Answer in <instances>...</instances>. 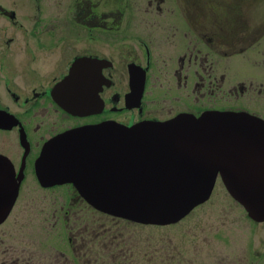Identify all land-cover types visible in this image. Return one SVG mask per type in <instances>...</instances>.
Here are the masks:
<instances>
[{
    "label": "flooded vegetation",
    "instance_id": "flooded-vegetation-1",
    "mask_svg": "<svg viewBox=\"0 0 264 264\" xmlns=\"http://www.w3.org/2000/svg\"><path fill=\"white\" fill-rule=\"evenodd\" d=\"M65 101L90 104L88 113L66 111ZM217 114L264 121V0H0V160L18 184L0 224L2 264H143L116 254L123 233L92 214L138 231L180 222L145 225L96 210L83 196L92 165L106 163L105 150L118 156L124 130ZM69 133V144L54 147ZM70 148L81 187L60 176L57 160ZM14 214L22 230H31L24 217H42L58 241L39 239V250L58 255L36 258L23 235L18 251L2 228ZM252 222L262 228L254 258L263 261L264 223Z\"/></svg>",
    "mask_w": 264,
    "mask_h": 264
},
{
    "label": "water",
    "instance_id": "water-1",
    "mask_svg": "<svg viewBox=\"0 0 264 264\" xmlns=\"http://www.w3.org/2000/svg\"><path fill=\"white\" fill-rule=\"evenodd\" d=\"M77 66L65 79V86L78 76ZM64 107L79 115L88 113L90 104L65 101ZM246 115H206L124 130L118 156L110 159L105 150L106 163L97 170L92 165V188L83 196L92 207L109 215L167 226L181 222L206 203L221 173L230 196L253 221L264 223V121ZM227 119L233 130L223 133ZM73 135L57 138L54 147L66 146ZM66 153L57 160L65 170L60 176L81 187L84 181L76 171L82 166L73 149ZM0 184L2 224L18 194L12 166L5 158L0 160Z\"/></svg>",
    "mask_w": 264,
    "mask_h": 264
},
{
    "label": "rangeland",
    "instance_id": "rangeland-1",
    "mask_svg": "<svg viewBox=\"0 0 264 264\" xmlns=\"http://www.w3.org/2000/svg\"><path fill=\"white\" fill-rule=\"evenodd\" d=\"M25 218L31 230L20 229L17 215L14 214L2 227L8 233L7 239L19 251L23 249L20 247L23 235L33 240L32 252L36 258L38 253L41 258H55L58 255L56 251L43 252L38 247L39 239L58 241L41 229L39 223L42 217L32 215ZM94 219L99 224L117 226L120 233H123L118 240L125 239L126 242L121 243L122 248L116 250V254L141 256L143 264H250L252 261L264 264V260L256 261L254 258L255 253L261 249L262 228L253 226L245 210L230 197L220 182L216 183L209 202L175 226L143 227L142 231H138L132 226H119L118 223L122 222L92 214ZM44 245L48 248L47 243ZM129 250L130 253H126ZM96 253L98 256L109 255L107 251L102 254L98 249ZM3 261L2 258L0 263Z\"/></svg>",
    "mask_w": 264,
    "mask_h": 264
}]
</instances>
